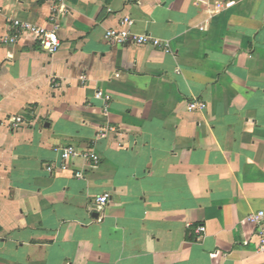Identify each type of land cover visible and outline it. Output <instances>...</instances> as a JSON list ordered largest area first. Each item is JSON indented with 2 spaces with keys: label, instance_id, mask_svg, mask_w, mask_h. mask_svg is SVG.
<instances>
[{
  "label": "crops",
  "instance_id": "crops-1",
  "mask_svg": "<svg viewBox=\"0 0 264 264\" xmlns=\"http://www.w3.org/2000/svg\"><path fill=\"white\" fill-rule=\"evenodd\" d=\"M57 4L55 54L2 42L12 18L52 27ZM0 7V264H264L248 221L264 210V0ZM124 17L172 52L108 42ZM71 144L99 165L62 168Z\"/></svg>",
  "mask_w": 264,
  "mask_h": 264
},
{
  "label": "built area",
  "instance_id": "built-area-1",
  "mask_svg": "<svg viewBox=\"0 0 264 264\" xmlns=\"http://www.w3.org/2000/svg\"><path fill=\"white\" fill-rule=\"evenodd\" d=\"M233 2L227 3L231 5ZM59 9L57 4L54 7L53 15H51L52 27H47L46 25L34 24L29 21L12 18L8 20L10 27V33L2 38V42L5 44H17L20 38L25 34H30L35 38V41L39 46L49 52L50 54H55L61 48L62 42L57 35V27H55L56 15ZM2 16V9L0 7V18ZM134 20L131 17H124L121 19L117 27H112L107 29L105 38L111 44H134V45H150L155 48H160L167 53H171L172 50L167 42H164L150 34H140L132 31V26ZM85 76L82 77L84 81ZM96 98L102 99L105 101V112L108 111V103L111 100L110 94L104 92L103 90H98L96 93ZM207 107L206 102L200 100L199 98H193L188 103V110L192 111H203ZM11 127L13 130L20 128L23 123V118L21 116L13 117L11 120ZM107 133V130H101V136H104ZM57 151L60 153L62 158V168H66L68 162L73 158H81L82 166L81 169L76 172L78 176H82L83 172L87 168H95L100 163V156L94 150H84L80 151L75 145H68L65 147L57 148ZM49 169H52L50 167ZM110 198L109 193H105L97 198L96 206L99 209H103L104 206L108 203ZM248 221L256 225V237L258 238V251L264 254V210H259L257 212H252L248 216ZM200 232H205V226H200L198 228Z\"/></svg>",
  "mask_w": 264,
  "mask_h": 264
}]
</instances>
